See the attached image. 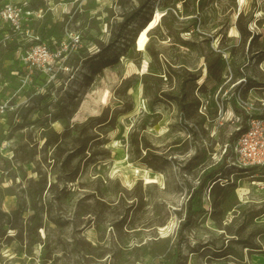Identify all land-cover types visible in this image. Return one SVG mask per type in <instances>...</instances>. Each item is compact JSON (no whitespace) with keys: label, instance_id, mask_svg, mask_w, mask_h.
Segmentation results:
<instances>
[{"label":"rangeland","instance_id":"1","mask_svg":"<svg viewBox=\"0 0 264 264\" xmlns=\"http://www.w3.org/2000/svg\"><path fill=\"white\" fill-rule=\"evenodd\" d=\"M0 104V264H264V0H0Z\"/></svg>","mask_w":264,"mask_h":264},{"label":"built area","instance_id":"2","mask_svg":"<svg viewBox=\"0 0 264 264\" xmlns=\"http://www.w3.org/2000/svg\"><path fill=\"white\" fill-rule=\"evenodd\" d=\"M21 12L24 11L23 7H17L12 5H6L2 9V13L6 12ZM38 55L36 65L41 66L42 70L52 72V61L56 59L60 54L52 53L49 47L44 42L35 43L30 53ZM247 105V104H246ZM4 104H0V113L4 112ZM252 108L251 105L246 108ZM246 129L237 135L230 144L229 158H232L234 166L238 168L264 167V115L263 116H252L246 115Z\"/></svg>","mask_w":264,"mask_h":264},{"label":"trees","instance_id":"3","mask_svg":"<svg viewBox=\"0 0 264 264\" xmlns=\"http://www.w3.org/2000/svg\"><path fill=\"white\" fill-rule=\"evenodd\" d=\"M244 118H246V115L244 116ZM244 118L241 120L240 126L238 127V129L234 130L230 136L229 139L232 142L234 140V138L239 135L241 132H243L246 129V123ZM228 149V148H227ZM229 154V151L225 150V152L222 155V158L216 163L215 167L212 168V171L210 172V175H208V178H212L214 175L219 174V177L222 178L224 176L223 172H222V167L224 165V161H225V157H227ZM207 179V178H206ZM206 179L202 180V183L200 184L199 188L202 189ZM214 179V178H213ZM212 179V180H213ZM215 180V179H214ZM215 183V182H214ZM213 183V184H214ZM188 221V218L185 222L182 223L183 227L186 225Z\"/></svg>","mask_w":264,"mask_h":264},{"label":"bare ground","instance_id":"4","mask_svg":"<svg viewBox=\"0 0 264 264\" xmlns=\"http://www.w3.org/2000/svg\"><path fill=\"white\" fill-rule=\"evenodd\" d=\"M146 40H148V37H147V34L145 33V31H142V30L138 31L136 36H135V39H134L135 46L137 47L138 50L146 48V44H147ZM202 81H203V77H200L198 82L201 83ZM147 174L148 173L145 174L144 179L148 178ZM153 181L155 182V180H153ZM253 183L255 184V182H253Z\"/></svg>","mask_w":264,"mask_h":264}]
</instances>
